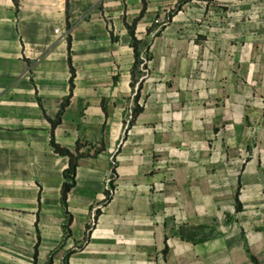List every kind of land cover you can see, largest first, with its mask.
<instances>
[{
	"label": "crops",
	"instance_id": "crops-1",
	"mask_svg": "<svg viewBox=\"0 0 264 264\" xmlns=\"http://www.w3.org/2000/svg\"><path fill=\"white\" fill-rule=\"evenodd\" d=\"M184 1L0 0V264H264V0Z\"/></svg>",
	"mask_w": 264,
	"mask_h": 264
},
{
	"label": "trees",
	"instance_id": "trees-1",
	"mask_svg": "<svg viewBox=\"0 0 264 264\" xmlns=\"http://www.w3.org/2000/svg\"><path fill=\"white\" fill-rule=\"evenodd\" d=\"M188 1H191V0H185L184 2H188ZM133 40H134L133 45H134L135 54H136V58H137V61L135 64V67H136V65H138L137 46L139 43L134 38V34H133ZM73 77H74V74H73ZM71 82H73V79L71 80ZM53 148L57 154H59L61 156L69 157V159H70V166L66 170L65 175H64L66 182L63 186V203H65L68 194L71 192V190L73 189V187L75 185L76 173H77V168H78V160H79V158H81V156L78 155L77 157H75L74 155H72L68 151L61 149L59 146H57L54 143H53Z\"/></svg>",
	"mask_w": 264,
	"mask_h": 264
}]
</instances>
